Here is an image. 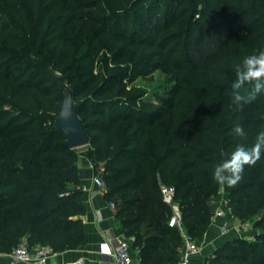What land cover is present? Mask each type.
<instances>
[{"label":"trees","instance_id":"16d2710c","mask_svg":"<svg viewBox=\"0 0 264 264\" xmlns=\"http://www.w3.org/2000/svg\"><path fill=\"white\" fill-rule=\"evenodd\" d=\"M92 26L111 46L126 44L140 66L133 75H171L175 84L154 101L140 98L152 108L103 99L116 76L94 88L99 78L82 80ZM261 50L264 0H0V253L23 240L54 253L84 243L78 154L53 125L70 90L90 140L86 155L105 165L104 196L119 198L120 232L140 264H176L183 241L168 225L160 186L174 187L186 231L197 238L207 230L215 165L264 129V91L243 108L229 102L234 65ZM54 69L73 71L71 87L60 86ZM187 88L198 95L189 110L180 104ZM237 125L246 140L233 133ZM223 186L232 216L257 217L255 240L227 241L207 264H264V153L235 186Z\"/></svg>","mask_w":264,"mask_h":264},{"label":"rangeland","instance_id":"374dc122","mask_svg":"<svg viewBox=\"0 0 264 264\" xmlns=\"http://www.w3.org/2000/svg\"><path fill=\"white\" fill-rule=\"evenodd\" d=\"M84 52L86 53L85 62H87V65L80 66L82 80L85 79V77L99 78L97 83H94L91 88H94L99 83V81L104 82L106 80V83H112L114 81L116 82L117 77L119 78V81L116 82L115 90L103 97L105 100H123L130 102L138 108H152L149 103H143L140 98H144L147 101H154L156 92L162 93L175 84L171 75L164 72L162 69H157L150 74L133 75L132 71L136 68H140V66L138 65L136 59L132 58L130 49L122 41H119L116 45L111 46L110 40H107L105 37H103L96 26H92L87 29V40ZM107 68L111 69V73L107 72ZM72 73L73 71H69L67 74H62L58 70H52V76L58 80L60 86H62L63 89L71 87L70 76ZM110 76H116V79L110 78ZM187 93L189 95L183 96L181 98L180 104L186 110H189L190 107H192L190 97L192 96V98L197 99L198 95L190 88H187ZM154 103V105H157V102ZM167 124V117L159 122V126L163 131L165 130ZM74 150L76 152H83L86 154L89 150H91V146L87 144L74 148ZM94 169L96 173L100 174V177L105 182L103 178V172L106 170L104 163L94 164ZM210 198L212 201L219 198L228 200V194L223 184L219 183L216 193L212 194ZM118 200L119 198L117 196H114L112 199H110V201H112L115 205L117 204ZM256 219L257 217H255L253 220L245 221H242L238 217L229 219L227 225L230 228H233V226L239 223H241L243 226L240 227L241 231L236 237H231L229 234H227L229 239L225 242L232 241L233 239H241L246 241L255 240V234H253V230H255V228L253 227V224ZM206 233L207 230L197 235L196 239H200L199 242L202 241V243H205ZM222 245H212L211 249L209 248L208 250L209 253L204 255L201 254L200 264H207L208 261L213 260V253ZM33 247H35V245ZM226 252H229V250H226ZM0 254L8 255L9 253ZM99 261L100 257L98 256L95 261L96 264H99Z\"/></svg>","mask_w":264,"mask_h":264},{"label":"crops","instance_id":"0c3cea01","mask_svg":"<svg viewBox=\"0 0 264 264\" xmlns=\"http://www.w3.org/2000/svg\"><path fill=\"white\" fill-rule=\"evenodd\" d=\"M77 167L80 177V185L82 190V200L85 208L83 219L84 227V243L77 249L66 250L63 252L53 253L48 257L46 264H96L98 258L99 243L103 240L109 239L113 236H124L119 229V220L116 216L117 205L114 208H110L108 203L112 201L106 200L104 193L93 183V177L95 175V169L92 160L83 152H77ZM83 187H86L83 190ZM227 200L219 198L211 203V221L207 228L205 236V243L202 241L198 244L200 246V254L192 257L190 264H200L201 254L209 253L211 246L222 245L226 240L231 237H236L241 231L243 225L241 223L230 228L228 233L222 234L220 232V226L227 223L229 219H234L230 213L225 217H216L215 212L225 206ZM236 218V217H235ZM255 234V230H253ZM130 244V250L134 259V262H139L140 253L136 247H133L131 238H128ZM206 246H205V245ZM100 260H103L101 256ZM0 264H28L23 262H13L9 255L0 254Z\"/></svg>","mask_w":264,"mask_h":264},{"label":"built area","instance_id":"2783aa9c","mask_svg":"<svg viewBox=\"0 0 264 264\" xmlns=\"http://www.w3.org/2000/svg\"><path fill=\"white\" fill-rule=\"evenodd\" d=\"M93 183L105 193V183L100 177V174L95 173ZM162 199L167 203L171 209L172 214L168 220V225L175 227L181 234L183 246L181 248L180 257L176 264H190L192 257L200 254V246L197 239L186 231L183 223V218L178 204L174 201V187L161 185ZM86 187H83L85 190ZM213 201L210 200V204ZM110 208H114L113 202L108 203ZM230 211L227 206H223L215 212L216 217H225ZM230 227L227 223L220 226L222 234L228 233ZM129 239L118 235L109 239L103 240L99 243L98 255L106 256L107 260H100L99 264H140L135 263L131 250ZM52 248L47 245L31 246L26 240L21 241L8 255L13 262H23L28 264H46L48 257L53 254Z\"/></svg>","mask_w":264,"mask_h":264},{"label":"clouds","instance_id":"9594fccd","mask_svg":"<svg viewBox=\"0 0 264 264\" xmlns=\"http://www.w3.org/2000/svg\"><path fill=\"white\" fill-rule=\"evenodd\" d=\"M235 79L231 83L230 104L243 108L245 104L256 99L257 94L264 91V50L248 55L242 62L234 65ZM251 85L247 95L241 94V89ZM235 136L246 140L247 132L242 126L232 129ZM264 153V129L255 136V143L249 148L239 143L227 159L215 165L213 179L227 186H235L243 177L245 166L255 165Z\"/></svg>","mask_w":264,"mask_h":264},{"label":"water","instance_id":"95a60500","mask_svg":"<svg viewBox=\"0 0 264 264\" xmlns=\"http://www.w3.org/2000/svg\"><path fill=\"white\" fill-rule=\"evenodd\" d=\"M79 104L74 101L70 90L64 92L62 104L54 118V128L63 133L65 142L71 148H77L89 144V136L84 129L82 121L78 115ZM228 158V154L223 152V160ZM107 260L106 256H102Z\"/></svg>","mask_w":264,"mask_h":264}]
</instances>
